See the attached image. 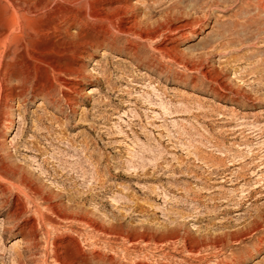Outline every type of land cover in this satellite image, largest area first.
Instances as JSON below:
<instances>
[{"label": "rangeland", "instance_id": "374dc122", "mask_svg": "<svg viewBox=\"0 0 264 264\" xmlns=\"http://www.w3.org/2000/svg\"><path fill=\"white\" fill-rule=\"evenodd\" d=\"M254 1L129 0L141 39L113 21L111 41L88 55L52 50L49 33L46 53L3 56L0 264H42L58 241L95 254L87 264H264V21ZM28 187L44 200L12 222L3 200L29 203ZM55 204L60 218L45 209ZM23 219L38 229L29 252Z\"/></svg>", "mask_w": 264, "mask_h": 264}, {"label": "bare ground", "instance_id": "6f19581e", "mask_svg": "<svg viewBox=\"0 0 264 264\" xmlns=\"http://www.w3.org/2000/svg\"><path fill=\"white\" fill-rule=\"evenodd\" d=\"M252 6L256 10L253 16L259 18L262 13L263 17L259 19L264 21V0H256ZM136 12L129 0H0V69L6 71L11 66L3 61L5 55H13L10 60L13 64L22 61L24 57L30 58V53H46V36L49 33L53 35L55 42L51 45L52 50L56 47L63 52L87 55L99 40H110L114 28L113 21L121 23V26L116 28L117 33L141 39L144 37L143 23L138 19ZM67 25L74 26L76 33L71 34ZM262 26L264 28V23ZM161 51L169 55L170 52L174 53L175 49L172 47L170 52L165 49ZM0 180V195L5 197L8 189L3 183L7 181L2 174ZM27 189L30 193L29 203L27 198L21 199L18 194L3 200L5 204H10L11 201L8 219L12 222L16 223L21 215L28 212V208H34L36 200H44L37 188ZM45 209L60 218L56 212L57 204L48 205ZM37 214L43 227L51 223L47 215L39 212ZM35 225L36 222L32 219H23L17 225L18 232L27 240L28 252L34 247V236L38 230ZM130 245L133 247L132 243ZM43 253L45 254L42 264H87L90 258L97 257L93 253L87 256L79 245H72L67 241H58Z\"/></svg>", "mask_w": 264, "mask_h": 264}]
</instances>
